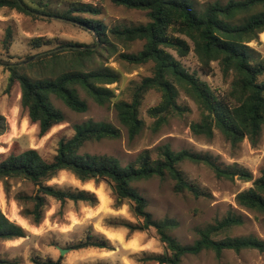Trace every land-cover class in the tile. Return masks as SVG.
I'll return each instance as SVG.
<instances>
[{
  "label": "trees",
  "instance_id": "16d2710c",
  "mask_svg": "<svg viewBox=\"0 0 264 264\" xmlns=\"http://www.w3.org/2000/svg\"><path fill=\"white\" fill-rule=\"evenodd\" d=\"M113 4L126 9L144 11L147 23L135 26H114L107 28L98 21L81 18L80 14L98 15L99 9L90 4L74 3L64 12L49 9V3L42 0H0V9L15 10L34 18L46 17L73 22L92 32L98 38L95 45L70 44L58 39L34 37L27 41L33 50L49 47L45 51L29 56L25 62L0 61L7 72L4 94L13 90L19 94V107L29 125L37 128L39 138L44 137L55 126L65 121L64 114L57 109L51 98L60 100L68 109L85 113L88 109L81 91L99 106H112L117 120L132 140L141 133L144 122L139 110L146 93L159 94L156 105L146 110L153 120L152 130L157 131L170 117L182 116L187 111L178 103L183 93L197 107L199 120L190 124L194 136L213 137L214 131L235 146L247 139L257 144L264 126V57H261L249 43L256 41L264 32V0L215 1L197 10L187 0H111ZM12 34L7 29L0 41L4 52L11 47ZM142 42V48L135 53H118L119 60L130 65H153L152 75L141 79L135 87L131 100L112 102L114 91L109 88L119 82V74L103 63L93 62L103 53H117L116 45L126 47ZM53 45V46H52ZM98 45V48L96 46ZM67 46L88 48L85 50L61 49ZM92 47H95L92 49ZM192 52L201 74L213 73L212 63H217L224 78H230L228 91L215 92L202 81L196 72H190L181 63ZM25 64V65H24ZM33 69L41 76L34 77L21 72ZM4 118L0 115V135L4 133ZM74 133L58 140L54 154L44 158L36 149L19 152L9 151L0 158V182L6 196L10 194L8 181L18 180L32 186L31 193L17 191L12 199L20 207V216L32 225H39L44 219L47 200L59 203L62 208L68 202L97 205L94 193L86 190L61 189L48 185L60 172L73 175L82 183L105 182L114 198L115 207L123 203L129 206L136 223L109 221L112 229L123 228L131 235L154 229L158 240L164 245L165 253L151 255L146 261L156 264H180L183 257L212 251L219 257L223 251L240 252L256 249L264 252V242L253 236L222 238L230 228L242 225L241 216L229 212L223 219L197 229L192 244L182 245L173 236L177 222L163 218L155 220L147 211V200L133 187L134 183L151 178H168L173 182L176 193L187 191L195 198L206 193L190 184L178 165L184 161L203 164L211 169L217 178L251 182V186L236 194V205L248 212L263 216L264 221V167L259 176L234 164L222 168L207 154L186 150L174 152L168 145L157 147L155 157L151 151L143 150L135 159L121 165L118 159L109 155L81 153L88 142L103 139H117L121 133L114 125L106 122L74 125ZM29 236L19 224L11 221L0 209V241H12ZM99 249L113 251L108 239L100 234L87 232L85 238L70 246V250ZM32 264H62L57 260L32 258ZM0 264H16L15 261L0 259Z\"/></svg>",
  "mask_w": 264,
  "mask_h": 264
},
{
  "label": "rangeland",
  "instance_id": "374dc122",
  "mask_svg": "<svg viewBox=\"0 0 264 264\" xmlns=\"http://www.w3.org/2000/svg\"><path fill=\"white\" fill-rule=\"evenodd\" d=\"M42 1L48 2L49 9L58 13L68 10L74 3L90 4L98 8L100 13L95 16L85 14L79 16L87 20L98 21L108 29L114 26H135L148 21L144 11L126 9L113 4L111 0ZM187 1L191 2L197 10H202L208 3L219 1L224 4L229 0ZM7 29L11 31L12 44L9 51L4 52L0 43V61L10 63L25 61L29 56L49 48L41 47L37 50L29 48L27 41L34 37L58 39L65 43L88 46L95 45L98 40L92 32L73 22L41 16L34 18L15 10L2 8L0 9V41L4 38ZM260 39L258 36L256 41L248 45L264 57V41ZM142 45V42H134L126 47L116 45L117 53L112 55L103 53L97 62H93L92 66L103 63L119 74V82L108 86L114 91L113 103L119 100L130 101L141 79L152 75L153 65L151 63L130 65L118 58V53H135L142 48ZM180 61L187 70L196 72L212 91H228L230 78L222 76L217 63H212L213 73L205 76L199 72L198 63L192 52ZM21 72L34 77L41 76V73L33 69L26 68ZM7 76L0 62V115L4 118L5 124L4 133L0 135V158L9 151L19 152L31 148L38 150L44 158L49 159L55 152L58 140L74 133V125L106 122L120 130V137L113 140L88 142L82 147L81 153L109 155L118 159L121 165H126L143 150L151 151V156L154 158V150L157 147L168 145L174 152L186 150L210 155L214 162L222 168L236 164L250 172L253 178H257L264 167V126L255 146L247 139L233 146L217 131H214L211 139L194 136L190 130V124L199 120V111L183 93H180L178 103L187 107V111L182 116L170 117L157 131L152 130L153 120L147 117L146 110L158 103L159 94L154 91L146 93L139 110V117L144 122V128L132 140L128 139L127 131L117 120L111 105L99 106L80 91L79 95L86 100L88 109L85 113H76L68 109L60 100L52 97L53 105L64 114L65 121L52 128L44 137L39 138L36 126L29 125L20 110L19 94L15 90L8 95L4 94ZM259 80L264 82V74ZM23 124L24 128H22ZM178 168L190 184L206 193L205 197L195 198L187 191L174 192L173 182L168 178H151L134 183L133 187L147 200V211L155 220L169 218L177 222V227L171 234L180 244H192L198 239L197 229L223 219L229 212L241 216L243 224L230 228L218 238L225 235L229 237L253 236L264 242L263 216L245 211L235 202L236 194L249 188L251 182L246 183L237 178L233 180L217 178L207 166L188 161L179 164ZM8 183L11 188L10 194L6 196L3 184L0 182V209L7 218L12 219L14 206L16 216L26 223L23 228L29 236L12 241H0V259L15 261L16 264H32V258L55 261L59 257H61L62 264H156L154 261H146L147 257L165 253L164 245L158 240L152 228L129 235L126 229L107 227L109 221L136 223V219L126 203L115 207L114 198L105 182L82 183L70 173L60 172L48 182V185L94 193L97 205L90 207L84 203L68 202L60 208L59 203L48 199L44 219L37 226L20 216L21 207L12 199L17 191L31 193L32 186L18 180H10ZM13 219L12 221L18 224L16 218ZM108 231L120 232L122 236L111 237ZM87 232L103 235L113 245L114 250L68 249L83 240ZM116 237L120 241L113 239ZM59 249H67V251L60 255ZM180 264H264V252L256 249H245L240 252L226 250L217 257L212 251H202L198 255L183 257Z\"/></svg>",
  "mask_w": 264,
  "mask_h": 264
},
{
  "label": "water",
  "instance_id": "95a60500",
  "mask_svg": "<svg viewBox=\"0 0 264 264\" xmlns=\"http://www.w3.org/2000/svg\"><path fill=\"white\" fill-rule=\"evenodd\" d=\"M96 43H98V40L96 41ZM95 48V47H92V49ZM61 49H75V50H85V49H88V48H84V47H77V46H67V47H62ZM25 62H22L18 65H21ZM67 251V249H59V253L60 255H63V253Z\"/></svg>",
  "mask_w": 264,
  "mask_h": 264
},
{
  "label": "bare ground",
  "instance_id": "6f19581e",
  "mask_svg": "<svg viewBox=\"0 0 264 264\" xmlns=\"http://www.w3.org/2000/svg\"><path fill=\"white\" fill-rule=\"evenodd\" d=\"M22 128H24V124H23ZM18 131H19V130H18ZM98 190H99V189H98ZM13 218H16L18 224L21 225L22 227H25V226H26V223H25L23 220L19 219V218L16 216L14 206H13V211H12V219H13ZM9 219L12 221L11 218H9ZM13 220H14V219H13ZM18 224H17V225H18ZM109 233H110V232H109ZM109 235H111V237L114 236V234H111V233H110Z\"/></svg>",
  "mask_w": 264,
  "mask_h": 264
},
{
  "label": "crops",
  "instance_id": "0c3cea01",
  "mask_svg": "<svg viewBox=\"0 0 264 264\" xmlns=\"http://www.w3.org/2000/svg\"><path fill=\"white\" fill-rule=\"evenodd\" d=\"M259 37L261 38L260 40L264 41V32H262L261 34H259ZM110 232L111 234H114V235H117L119 237H121L122 235L120 234V232H116V231H108ZM20 239H23V238H20ZM115 240H119L117 237L116 238H113ZM120 241V240H119Z\"/></svg>",
  "mask_w": 264,
  "mask_h": 264
}]
</instances>
